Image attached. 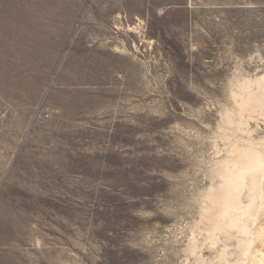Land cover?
Returning a JSON list of instances; mask_svg holds the SVG:
<instances>
[{"label":"rangeland","instance_id":"374dc122","mask_svg":"<svg viewBox=\"0 0 264 264\" xmlns=\"http://www.w3.org/2000/svg\"><path fill=\"white\" fill-rule=\"evenodd\" d=\"M263 71L264 0H0V264H196Z\"/></svg>","mask_w":264,"mask_h":264},{"label":"bare ground","instance_id":"6f19581e","mask_svg":"<svg viewBox=\"0 0 264 264\" xmlns=\"http://www.w3.org/2000/svg\"><path fill=\"white\" fill-rule=\"evenodd\" d=\"M239 84L234 108L222 117L226 154L212 170L216 181L188 240L196 264H264V137L232 139L249 130V120L264 119V71Z\"/></svg>","mask_w":264,"mask_h":264}]
</instances>
